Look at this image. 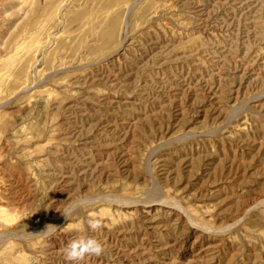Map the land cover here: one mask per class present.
Returning <instances> with one entry per match:
<instances>
[{
	"label": "rangeland",
	"instance_id": "374dc122",
	"mask_svg": "<svg viewBox=\"0 0 264 264\" xmlns=\"http://www.w3.org/2000/svg\"><path fill=\"white\" fill-rule=\"evenodd\" d=\"M81 234L264 264V0H0V264Z\"/></svg>",
	"mask_w": 264,
	"mask_h": 264
},
{
	"label": "clouds",
	"instance_id": "9594fccd",
	"mask_svg": "<svg viewBox=\"0 0 264 264\" xmlns=\"http://www.w3.org/2000/svg\"><path fill=\"white\" fill-rule=\"evenodd\" d=\"M87 223L92 231L99 230L103 226L99 218H89ZM49 227L54 226L49 225L46 230ZM62 251L65 261L68 262V264H82L86 257L101 256L105 251V246L95 237L81 234L70 240Z\"/></svg>",
	"mask_w": 264,
	"mask_h": 264
}]
</instances>
